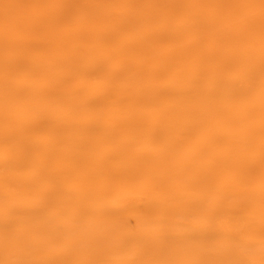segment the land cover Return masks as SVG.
Listing matches in <instances>:
<instances>
[{
  "label": "bare ground",
  "instance_id": "bare-ground-1",
  "mask_svg": "<svg viewBox=\"0 0 264 264\" xmlns=\"http://www.w3.org/2000/svg\"><path fill=\"white\" fill-rule=\"evenodd\" d=\"M176 7L171 14L164 7L151 13L145 9L119 25L115 13L101 8L100 23L91 30L68 32L64 24L57 22L45 41L21 46L17 40L30 32V27L47 24L38 1L0 8V43L4 42L0 48H7L12 56L6 62L0 60V117L9 111L12 122L44 115L50 119L48 125L19 122L13 126L9 132L15 135L11 139L16 148L13 161L19 156L20 140L33 129L44 132L41 145L46 150L63 145L69 138L80 140L74 147L54 151L65 164L53 172L58 182L48 185L37 179L32 187L24 184L15 192L34 198L53 195L65 204L67 218L58 227V240L69 248L65 258L58 257L51 264L87 263L96 246L101 247L102 257L96 264H135V260L124 261L119 252L118 244L125 236H130L128 243L148 252L154 263L242 264L243 259L251 258L256 259L255 264H264L263 241L257 238L250 247L241 248L232 230L219 225L215 215L203 224L213 229L211 235L201 237L200 229L188 224L199 218L201 212L198 217L181 205L170 210L173 204L169 207L164 197L151 213L139 200L119 210L109 206L118 192L123 194L125 184L145 185L149 180L162 186L179 184L186 168L198 167L204 158L215 156L216 164L207 178L210 190L217 191L227 184L231 174L237 173L239 182L234 181L228 196L240 192L253 194L256 221L264 224V152L259 151L264 143V0H176ZM189 11L196 15L195 19L181 26L182 17ZM167 20L171 32L156 34V24ZM145 22L152 24L146 32L140 29ZM104 26L120 28L125 37L118 41L115 35L100 39ZM199 29L202 48L209 51L217 47L212 56H202L200 48L194 45ZM134 34L141 36L138 48L128 41ZM109 41L118 45L113 52L105 46ZM63 42L66 45L60 46ZM22 49L27 57L21 62L18 51ZM96 50L101 62L88 72L86 62L96 57ZM62 52L75 54L73 65L51 58ZM122 57L132 60L134 65L117 74L114 65ZM71 67L79 71L84 84L81 90L75 88V77L64 79ZM182 71L185 77L180 76ZM48 75L53 81L58 80L57 89L47 87L51 84L46 79ZM103 80L108 89L105 98L77 104L81 92L93 93ZM160 88H167L166 98L157 95ZM186 128L191 130V139L183 141L181 148L161 141L162 137L171 140L176 130ZM132 132L140 154H133L132 145L122 144ZM189 143L195 144L193 152L187 149ZM25 150L27 164L32 173H37L42 166L36 161V154L28 144ZM261 156L262 166L257 173L252 178L244 176V171L250 170L244 169L245 163ZM144 159V164H136ZM11 165L8 170L15 171L25 164ZM113 166L124 171V175L112 174ZM52 167L53 164L46 166L50 170ZM91 172L98 180L91 185L93 203L86 210L78 203L77 187L61 184L70 176ZM126 177L127 183H122ZM26 179L27 175L22 182L26 183ZM2 181L0 175V184ZM156 213L169 214V219H173L169 247L164 244L162 223L156 225L149 220ZM35 221L32 217L23 223H11L5 233L7 246L0 229V256L7 264H41L24 261L23 252L17 253L19 261L7 257L10 250L21 248L24 235L45 238L55 232L52 221L45 224L52 230L37 226ZM257 233L263 234L261 230Z\"/></svg>",
  "mask_w": 264,
  "mask_h": 264
},
{
  "label": "rangeland",
  "instance_id": "rangeland-1",
  "mask_svg": "<svg viewBox=\"0 0 264 264\" xmlns=\"http://www.w3.org/2000/svg\"><path fill=\"white\" fill-rule=\"evenodd\" d=\"M31 0H0V8H8V4L13 3V6H22L26 3H30ZM41 7V10L44 12V16L47 19L46 26L35 24L30 27L27 31V34L21 36L17 40L18 45H25L28 43H35L37 41H45L51 31L56 27L57 22L64 24L67 27L68 32L70 31H82L86 32L91 30L94 26L99 24L98 16L101 8H105L106 12L115 13V19L117 25L128 22L144 11L156 12L161 7L170 13L176 11V0H152L147 3L146 0H36ZM181 1V0H180ZM171 14V13H170ZM196 15L192 11H189L185 16L182 17L180 25L182 26L185 23H190L195 19ZM152 24H147L146 22L140 26L141 31H148L151 29ZM171 23L169 20L163 23H157L155 32L156 34L170 33ZM118 27H108L104 26L100 35V39H105L110 36H117L115 41L120 40L125 37L121 34ZM37 36V37H36ZM197 40L195 44L197 48H200V54L202 56L208 57L215 54L217 47L212 48L207 51L203 49L204 46L202 30L199 29L197 33ZM36 37V38H35ZM1 41V40H0ZM128 41L134 45L135 48L140 46L141 36L134 34L130 35ZM113 42V41H112ZM4 42H1L2 44ZM191 42L189 41L188 44ZM66 42H63L60 46H65ZM105 46L109 48L111 52L115 51L117 44H111V41L106 42ZM93 48H96V43L92 44ZM45 53V52H44ZM39 56L42 57L45 54ZM96 57L87 60L86 66L87 71H94L101 62V56L98 54L97 50L95 52ZM11 56L10 52L7 51V48H0V60L6 62ZM12 57V56H11ZM18 57L21 59V62L24 60L26 54H24L23 49L18 51ZM66 57V58H65ZM52 59H59L68 65H73L76 58L75 54H56L51 57ZM72 62V63H71ZM134 65L132 60H129L126 57H122L114 65V71L117 74L124 69H131ZM78 70L76 67H71L68 72L64 75L65 80H72V77H75V88L76 90H81L84 86L83 82L80 81L78 75ZM250 73L253 75L254 69H251ZM180 76H184V72H180ZM46 79L51 80V84L47 87L51 89L58 88V80L53 81L52 76H47ZM1 85V84H0ZM85 88V87H84ZM107 82L106 80L100 81L95 87L93 93L81 92L77 104H83L84 102H94L99 101L101 98H105L107 94ZM168 92L167 88H160L157 91V95L166 98V93ZM124 93V92H123ZM166 94V95H165ZM217 108V107H214ZM13 120V116L6 112V114L0 117V175L3 176L2 184H0V229L4 232V244L7 246L8 240L5 239V233L9 232L10 225L13 222L23 223L26 218L31 219L32 217L36 219L35 223L37 226H44V228H52L46 226L45 224L49 221H52L55 226V232H52L49 235H45V238L40 235H24L22 240L21 248L16 250H10L7 254V257H10L12 260L19 261L18 254L23 252L24 261H35L40 262L41 264H51L53 260L58 257L65 258V254L68 252V248L65 245L60 244L58 236L60 231L58 227L63 224L67 218V213L65 212V204L59 201L56 196L47 195L39 198H34L31 195H19L15 192L22 188L24 184L32 185L37 179H43V183L48 185L58 182L56 181L57 176H53V172L60 170L65 164L64 162L56 157L54 151L60 148H70L74 147V144H78L80 140L69 138L64 141L63 145L56 144L54 148L49 150L43 149L41 145V137L43 131L39 129H33L28 132L24 139L20 140L18 151L19 156L17 161L14 162L13 153L16 148L11 143V139L15 138L14 134H9L12 131L13 126L19 122L32 125H42L47 124L50 121L49 116H38L37 119H21L17 118ZM24 127H29L28 125ZM131 130V127L128 128V131ZM133 131V128H132ZM191 139V130L188 128L183 130H176L173 138L167 139L162 137L161 141L171 143V146L174 148H181L184 144L183 141L188 142ZM132 145L133 154H140L138 146H135V134L132 132L129 133V137L125 140H122V144ZM28 144L31 150L36 154V161L41 164L42 168L37 173H32V168L27 164L28 156L26 155L25 145ZM195 144L189 143L187 149L190 152L194 151ZM260 152H264V143L260 147ZM261 157H255V159L249 160L245 163L246 167L244 169L250 170L244 171V176L252 178L255 173L261 168L262 161ZM144 160L136 162V164H144ZM216 157L210 156L207 159L202 160V164L198 163V167L195 168H186L181 174L182 180L179 184H170L167 183L162 186L161 183L157 181L149 180L146 184H125L127 188H124L123 194L119 195V192L114 200H110V208L113 210H119L133 204L136 200H139L144 204V209L151 213L155 209H158L157 203H160L162 197H164L169 204H173L170 210L178 208L179 205L182 207L194 212L196 216H201L196 220L188 222L192 224L193 227L199 228V235L201 237H208L211 235L213 229L203 227L204 221L209 219L212 215L217 216L218 224L222 227H227L232 230L234 236L237 239V242L241 248L250 247L254 240L257 238L261 239L264 243V224H260L256 221L255 209L256 205L253 202L255 197L253 194L247 192H240L236 196H228L230 194L231 185L237 180L238 174L233 173L229 177L227 184L220 186L217 191H211L207 185V178L211 169L215 166ZM11 164H25L22 165L19 169L12 171L8 170ZM47 164H53L52 169H47ZM113 166L111 173L114 175H124V171ZM248 172V173H247ZM27 175L26 183L22 182L24 176ZM264 179V178H263ZM97 180L95 178V173L91 172L88 175L82 176H70L68 177L62 186L71 188L73 186L77 187V193L81 208L88 210L92 207L93 197L91 196V185H96ZM238 181V180H237ZM239 182V181H238ZM122 183H127V177L122 180ZM184 188L181 190V188ZM264 188V186H263ZM215 193V194H214ZM230 200H229V199ZM227 211V212H226ZM149 215V214H148ZM152 224L162 223L164 233V244L169 247L173 238L170 234V230H173L172 220L169 219V214L156 213L150 216L149 218ZM114 225L111 224L110 228H113ZM261 230L263 234H258L257 232ZM125 238V239H124ZM120 246V254L124 261L135 260V264H167L152 262L151 256L148 252H145L139 248L134 247L128 240L130 236H125ZM147 240H150L151 237H146ZM100 246H96L92 249L90 255L93 253L94 256H90L87 263L84 264H96V262L102 258L99 256L101 251ZM16 251V253H15ZM61 262H67V260H61ZM242 264H255L256 259L245 258L241 261ZM0 264H7L6 259L0 256Z\"/></svg>",
  "mask_w": 264,
  "mask_h": 264
}]
</instances>
